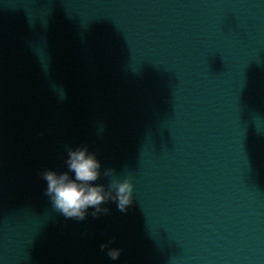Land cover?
Wrapping results in <instances>:
<instances>
[{
    "label": "clouds",
    "instance_id": "1",
    "mask_svg": "<svg viewBox=\"0 0 264 264\" xmlns=\"http://www.w3.org/2000/svg\"><path fill=\"white\" fill-rule=\"evenodd\" d=\"M67 157L64 160L65 171L45 168L40 177L46 183L44 195L52 207L65 219L84 221L90 214L93 218L107 215L111 209L104 205L115 203L120 212H127L133 203L134 185L129 177L123 180L116 178L111 167L103 168L96 154L89 152L86 145L64 146ZM104 177L107 184L97 183ZM89 209H93L89 213ZM115 237L100 244V251L112 260H118L121 249L113 248Z\"/></svg>",
    "mask_w": 264,
    "mask_h": 264
}]
</instances>
